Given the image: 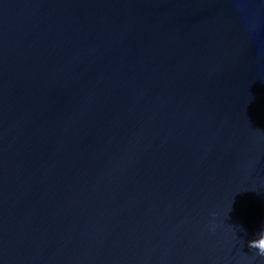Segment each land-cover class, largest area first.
<instances>
[{"label":"water","instance_id":"water-1","mask_svg":"<svg viewBox=\"0 0 264 264\" xmlns=\"http://www.w3.org/2000/svg\"><path fill=\"white\" fill-rule=\"evenodd\" d=\"M264 0H0V264H264Z\"/></svg>","mask_w":264,"mask_h":264},{"label":"clouds","instance_id":"clouds-1","mask_svg":"<svg viewBox=\"0 0 264 264\" xmlns=\"http://www.w3.org/2000/svg\"><path fill=\"white\" fill-rule=\"evenodd\" d=\"M260 256H264V247H262L258 253Z\"/></svg>","mask_w":264,"mask_h":264}]
</instances>
